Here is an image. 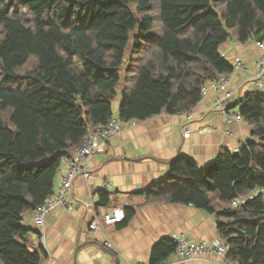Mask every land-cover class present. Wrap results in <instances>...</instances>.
<instances>
[{
	"label": "trees",
	"instance_id": "trees-1",
	"mask_svg": "<svg viewBox=\"0 0 264 264\" xmlns=\"http://www.w3.org/2000/svg\"><path fill=\"white\" fill-rule=\"evenodd\" d=\"M229 40L264 43V0H0V264H41L23 221L54 193L87 125L108 121L115 101L122 123L195 108L205 83L233 72L220 50ZM237 106L251 127L237 151L203 168L171 160L135 195L215 215L228 260L264 264V95ZM124 212L122 224L134 209ZM174 251L161 240L149 264Z\"/></svg>",
	"mask_w": 264,
	"mask_h": 264
},
{
	"label": "crops",
	"instance_id": "crops-1",
	"mask_svg": "<svg viewBox=\"0 0 264 264\" xmlns=\"http://www.w3.org/2000/svg\"><path fill=\"white\" fill-rule=\"evenodd\" d=\"M234 41L229 40L220 50L227 62L232 64L239 57L246 64V73L229 75L231 90L243 97L256 91L247 84V79L254 75L255 61L261 52L255 41L243 45ZM223 95V90L210 91L192 109L190 120L183 114L163 113L145 121L121 123L103 151L87 161L91 178L75 179L68 207L54 209L45 217L41 229L34 225L33 213L24 218L23 225L30 230L29 245L45 253L41 264H149L152 247L163 239L184 235L197 242H212L220 238L215 215L189 204H147L135 193L163 179L171 160L186 157L203 168L221 151H237L250 137L251 127L244 119L226 123L215 108L216 99ZM222 103L227 108H237L231 99ZM187 131L189 136L185 138ZM227 131L232 135H226ZM61 171L60 168L55 191ZM105 182L110 185L108 192L102 189ZM100 192L108 194L107 205H97ZM117 208L123 211L133 208L134 214L125 224L99 232L88 229L95 216ZM106 242L110 247L105 246ZM168 260L171 264H224L214 254L192 261H182L172 254Z\"/></svg>",
	"mask_w": 264,
	"mask_h": 264
},
{
	"label": "built area",
	"instance_id": "built-area-1",
	"mask_svg": "<svg viewBox=\"0 0 264 264\" xmlns=\"http://www.w3.org/2000/svg\"><path fill=\"white\" fill-rule=\"evenodd\" d=\"M236 42V41H234ZM261 55L255 61V73L249 76L247 84L254 88L257 92L264 95V86L262 81L264 80V43H256ZM221 57L225 58V53H221ZM233 72H244L246 73V64L239 57L234 58L232 62ZM224 91L223 97H218L215 101V108L220 111L226 123L231 121H241L242 116L239 113L237 102L242 97L237 96L234 91L231 90V79L229 75L217 74L216 77L205 83L201 87L200 101L206 97V95L212 91L218 93ZM231 99L235 101L237 108H227L223 105V100ZM118 102L114 105L113 114L108 121L105 123H99L96 125H87V135L84 142L76 150L74 156L70 160L62 161L61 163V179L58 189L48 197L43 204H41L33 212V222L37 229H41L44 224V219L56 208L68 207L69 197L72 193V187L77 177H82L85 180L91 178L90 172L86 168L87 161L95 156L96 154L103 151L107 142L113 137L115 133H118L120 128V122L118 120ZM186 119L190 120L193 118V111L187 110L181 113ZM226 135L231 136L230 131L226 132ZM189 132L184 133V137L187 138ZM102 189L104 192L110 190V185L105 182ZM245 200V197H238L232 201V206L236 207L241 205ZM125 219V213L122 209L117 208L109 212L102 213L95 216V218L89 223L88 229L90 231L99 232L104 228L117 225ZM175 243L174 255L182 261H192L209 255H218L223 259L224 264H238L230 261L227 255L230 251V245L223 239L218 238L212 242L206 241H194L184 235L175 236L172 238ZM106 247H110L108 242L105 243ZM123 264H141L139 262H129ZM157 264H171L168 259H165Z\"/></svg>",
	"mask_w": 264,
	"mask_h": 264
},
{
	"label": "rangeland",
	"instance_id": "rangeland-1",
	"mask_svg": "<svg viewBox=\"0 0 264 264\" xmlns=\"http://www.w3.org/2000/svg\"><path fill=\"white\" fill-rule=\"evenodd\" d=\"M127 56H129V53L127 52ZM117 103H116V101H115V105H116Z\"/></svg>",
	"mask_w": 264,
	"mask_h": 264
},
{
	"label": "water",
	"instance_id": "water-1",
	"mask_svg": "<svg viewBox=\"0 0 264 264\" xmlns=\"http://www.w3.org/2000/svg\"><path fill=\"white\" fill-rule=\"evenodd\" d=\"M246 140H248V139H246ZM216 224L218 225V221H216Z\"/></svg>",
	"mask_w": 264,
	"mask_h": 264
}]
</instances>
